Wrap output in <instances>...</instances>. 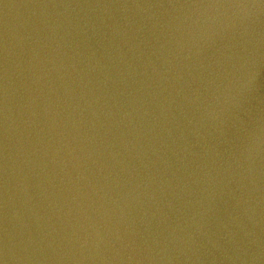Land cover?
<instances>
[{
	"label": "water",
	"instance_id": "95a60500",
	"mask_svg": "<svg viewBox=\"0 0 264 264\" xmlns=\"http://www.w3.org/2000/svg\"><path fill=\"white\" fill-rule=\"evenodd\" d=\"M0 264H264V0H0Z\"/></svg>",
	"mask_w": 264,
	"mask_h": 264
}]
</instances>
